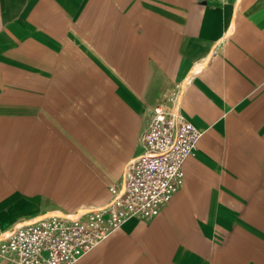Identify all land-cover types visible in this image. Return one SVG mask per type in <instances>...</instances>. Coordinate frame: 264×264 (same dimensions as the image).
Masks as SVG:
<instances>
[{"label":"crops","instance_id":"obj_1","mask_svg":"<svg viewBox=\"0 0 264 264\" xmlns=\"http://www.w3.org/2000/svg\"><path fill=\"white\" fill-rule=\"evenodd\" d=\"M178 83L182 185L75 264H264V0H0V231L107 201Z\"/></svg>","mask_w":264,"mask_h":264},{"label":"built area","instance_id":"obj_2","mask_svg":"<svg viewBox=\"0 0 264 264\" xmlns=\"http://www.w3.org/2000/svg\"><path fill=\"white\" fill-rule=\"evenodd\" d=\"M183 83L147 107L140 152L109 185L97 206L51 210L17 219L0 231V261L6 264H75L77 259L130 218L149 220L183 183L182 163L202 131L180 109Z\"/></svg>","mask_w":264,"mask_h":264}]
</instances>
